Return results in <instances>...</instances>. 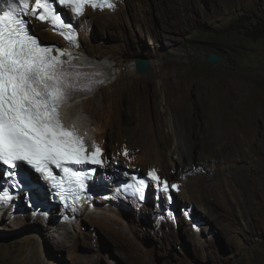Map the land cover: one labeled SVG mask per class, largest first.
<instances>
[{"label":"rangeland","instance_id":"1","mask_svg":"<svg viewBox=\"0 0 264 264\" xmlns=\"http://www.w3.org/2000/svg\"><path fill=\"white\" fill-rule=\"evenodd\" d=\"M109 20L108 25L95 20L91 41L111 52L133 48L134 58L151 61L147 73L136 72L137 85H114L116 77L102 83L105 108L114 120L106 132L109 151L139 145L134 124L122 123L131 130L123 134V147L120 138L108 137L119 132L121 110L130 106L141 114L145 106L152 113L164 108L177 119L179 136L192 144L188 151L182 147L184 155L199 167L214 156L233 200L220 193L206 197L189 208L190 214L181 211L172 227L155 222L151 212L135 216L130 214L135 206H120L114 221L86 218L61 230L55 218L42 219L34 208L16 205L0 214V264H264V0H138L126 23ZM79 37L86 43L87 35ZM210 53L221 55V61L208 63ZM152 70L159 75L146 77ZM240 85L253 118L249 137L237 123L226 125L220 111L215 128L204 129L198 90L221 94ZM125 90L127 96L119 97ZM79 109L72 114L86 119L88 113ZM229 115L233 118V108Z\"/></svg>","mask_w":264,"mask_h":264},{"label":"snow or ice","instance_id":"2","mask_svg":"<svg viewBox=\"0 0 264 264\" xmlns=\"http://www.w3.org/2000/svg\"><path fill=\"white\" fill-rule=\"evenodd\" d=\"M70 7L75 15H83L86 6L114 8L112 0H0V165L14 178L15 169L24 165L51 182L61 200L73 203L86 191L87 175L70 165L101 164V149L86 153V145L75 127H66L61 119V106L76 92L91 90L102 80L103 69L82 71L63 57L70 53L43 45L30 29L28 16L51 23L66 40L75 44V29L66 23L56 5ZM87 84H80L81 78ZM125 155L127 151L125 150ZM53 166L62 176L53 173ZM157 187L170 185L161 181L153 169L147 174ZM145 179L136 181L134 194L143 199ZM13 186L15 181L13 180ZM7 190L0 203L9 199Z\"/></svg>","mask_w":264,"mask_h":264},{"label":"bare ground","instance_id":"3","mask_svg":"<svg viewBox=\"0 0 264 264\" xmlns=\"http://www.w3.org/2000/svg\"><path fill=\"white\" fill-rule=\"evenodd\" d=\"M136 2H138V0H118L116 9H105L102 12H99V10H95V12L88 11L79 20V36L80 34L82 36L87 35L88 39L86 40V43H81V41L79 40L80 37L78 38L80 45L79 49L83 53V57L81 59H78V67L82 71L103 69V75L95 77L96 80H102L104 82L107 81V79L116 77L114 85H137L138 79H135L136 63L134 61L137 57H140L137 56L136 58H134L135 55L138 53L137 50L130 48V51L126 49H119L118 51L111 52L103 48V46H105L104 43H96V41H91L90 39V36H92L91 28L93 27L96 19H99L104 23L111 19L116 25L120 26L121 24L126 23L128 19V10L132 9ZM108 24L109 22H107V25ZM92 38L94 37L92 36ZM102 48L104 50H102ZM179 63L183 64L182 61H180ZM165 74L168 75L167 73ZM158 75V71L152 70L145 76L151 78L153 76ZM79 83L87 84L88 79L82 77ZM165 83L166 85L170 84V82ZM198 94V107L201 110L200 113L203 119L202 123L204 129L210 130L211 128H215L216 124L218 123V113L220 111L222 113L223 121L226 125L237 123L238 127L242 126L241 129L246 130L245 134H243L244 137H249L248 123L250 119L253 118L250 117V115H248L247 113L245 89H243L241 85L235 88H228L221 94L216 93L215 91L205 87L198 90ZM125 96H127V90L119 94V97ZM78 98H81V100H79L78 102H74L77 101ZM95 99H97L99 102L95 103ZM104 100L105 95H103L102 83L97 84L91 90L80 91L79 93L76 92L73 98L68 103L61 106V118L67 123L75 125L78 128L87 129L89 135L99 141L106 142V132L108 128H110L111 125L114 124V120L110 116L108 111H106V101ZM68 105V114L71 115L72 119H69L68 116H66V118L64 117L65 108ZM78 107H80V109L82 108V112L88 113L86 119H84V117L82 118L81 116L79 118H76L78 112L73 115L75 113L74 109ZM230 108H233V118H230L229 115ZM175 110L176 109L174 108L173 111ZM170 116L171 115H169L168 111H166L164 108H156L154 110V113H152L149 109V106H145L144 108H142L141 114H133L131 107L128 106L119 112V132L108 136L110 139L120 138L119 144L121 145V147H123V144L121 142L124 138L123 134H125L126 132L128 134H131V130L129 131L128 129H126L122 125V123H126L128 125L134 124L140 133V137L138 139L139 145L135 149H130L129 147H127L130 149V151L127 153V155L122 153L124 157L120 156L121 159H128V157H134L135 163H137V165L147 167L157 166L163 169L167 174H170L171 170H175L176 174H181L182 169L184 172L187 173L186 180L182 186V191L177 195L178 207H174L173 212H166L158 208H153L151 205L147 204L142 206H135V209L130 211V214H134L135 216H140L145 212H153L155 216L154 219L156 220L155 222L160 223V225L162 226L164 225V227H172V225L176 223L175 221L177 220L178 214L181 213V211H186L188 214H190L188 210L191 206H193L194 204H196V206L202 205L201 201H203V199H205L206 197L208 198L211 195H216V193H220L221 197L227 198L228 201H230L229 198L233 200V198L229 196L227 186H224V184H222V180L224 179L226 172L224 171V168L222 169L215 165L214 161L216 160L214 156H210L209 160L206 163H202L201 161V167H199V164H195L194 166V162L192 163L191 159L188 156L184 155L182 149L184 148L186 151H188L189 149H192V144L189 140L179 136L176 124L177 119ZM188 143H190V145ZM123 150L124 149L122 148L120 151L122 152ZM246 158L247 154L243 153L238 162H241L242 164ZM204 166L208 168V171L203 170ZM235 166H237V164ZM15 178L12 179L14 180ZM0 188L2 189V187ZM50 201L54 202L52 198L50 199ZM98 201V208L96 210H88L82 219L97 218L99 220H113L117 217H120V214L123 210L120 206H109L108 204H106V200L102 198H99ZM130 206L131 205L127 204L124 207L128 208ZM6 211L7 209L5 208V204L0 205V214L1 212ZM82 219H78L77 222L81 221ZM195 229L197 231V228Z\"/></svg>","mask_w":264,"mask_h":264},{"label":"clouds","instance_id":"4","mask_svg":"<svg viewBox=\"0 0 264 264\" xmlns=\"http://www.w3.org/2000/svg\"><path fill=\"white\" fill-rule=\"evenodd\" d=\"M32 1L34 3V0ZM117 1L118 0H115V7L112 9H116ZM87 7L88 6L85 7L84 14L81 15V18L88 11L95 12V10H99V12H102L107 9L99 8L93 10V8ZM68 16L71 17L70 14H68ZM79 24H75L78 33ZM79 52V57L82 58L83 53L80 49ZM62 121L66 127H75L86 145V153L88 155L95 151L93 144L98 145L99 148L103 150V154L100 157L102 161L101 164L87 163L88 165L95 166L97 176L86 179V191L73 205L68 206L58 202L60 197L56 195L57 190L52 187L51 182L46 180L42 174L24 165L18 168L19 172L18 170L15 172L17 173L15 175L16 178L14 177L15 186H13V179L9 176V181H4L0 184V187H2V189L0 188V194H3L4 190H7L10 197L6 202L0 203V205L5 204L7 212L16 210V205L34 208L36 213L41 215L42 219L55 218L57 223L56 229L61 230L68 225L77 223L78 219H82L88 210H96L99 206V198L105 199L106 204L109 206H125L129 204L132 207L147 204L151 205L153 208H158L166 212H173L174 207H178L177 195L182 191V186L186 180L187 174L183 169L181 172L182 175L176 174L175 170H171L170 174H167L163 169L157 166L147 167L137 165L134 157L121 159L119 157L121 151H117V155L114 154V152L108 151L105 141L95 139L89 135L87 129L78 128L75 125L67 123L63 119ZM125 150L127 153L130 151L129 148L125 147L122 153L125 154ZM70 166L75 170L78 165ZM153 169L156 171L161 181H167L169 186L173 184L178 185V188L169 187L168 191L164 192L162 190V184L160 187H157L155 182H150V178L147 174ZM53 173L57 176H62L63 174L60 169L56 168L53 170ZM139 179L149 181L143 190V199L140 198L139 194H134L133 185H135L136 181ZM30 182H32V184H30ZM51 198L54 202L50 201ZM191 208L192 207H190V209ZM186 214L188 215V213ZM148 215H154V213L151 212Z\"/></svg>","mask_w":264,"mask_h":264},{"label":"water","instance_id":"5","mask_svg":"<svg viewBox=\"0 0 264 264\" xmlns=\"http://www.w3.org/2000/svg\"><path fill=\"white\" fill-rule=\"evenodd\" d=\"M210 64H215L221 61V56L216 53H211L207 57ZM136 71L138 74H145L151 69V61L146 56H140L135 59Z\"/></svg>","mask_w":264,"mask_h":264},{"label":"flooded vegetation","instance_id":"6","mask_svg":"<svg viewBox=\"0 0 264 264\" xmlns=\"http://www.w3.org/2000/svg\"><path fill=\"white\" fill-rule=\"evenodd\" d=\"M68 107L69 105L65 108L64 117L66 118V116H68L69 119H72L71 116H69L68 114Z\"/></svg>","mask_w":264,"mask_h":264},{"label":"trees","instance_id":"7","mask_svg":"<svg viewBox=\"0 0 264 264\" xmlns=\"http://www.w3.org/2000/svg\"><path fill=\"white\" fill-rule=\"evenodd\" d=\"M248 29V31L250 30L251 31V29L250 28H247ZM222 57V56H221Z\"/></svg>","mask_w":264,"mask_h":264}]
</instances>
